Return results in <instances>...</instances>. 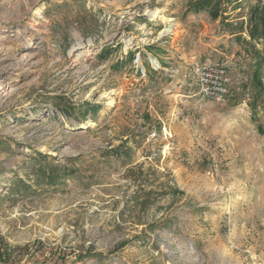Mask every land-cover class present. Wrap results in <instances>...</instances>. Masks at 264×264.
<instances>
[{
    "label": "rangeland",
    "instance_id": "374dc122",
    "mask_svg": "<svg viewBox=\"0 0 264 264\" xmlns=\"http://www.w3.org/2000/svg\"><path fill=\"white\" fill-rule=\"evenodd\" d=\"M197 1L0 0V264H264V0Z\"/></svg>",
    "mask_w": 264,
    "mask_h": 264
},
{
    "label": "built area",
    "instance_id": "2783aa9c",
    "mask_svg": "<svg viewBox=\"0 0 264 264\" xmlns=\"http://www.w3.org/2000/svg\"><path fill=\"white\" fill-rule=\"evenodd\" d=\"M200 94L218 103H225L229 93L225 68L218 64L198 66L195 70Z\"/></svg>",
    "mask_w": 264,
    "mask_h": 264
},
{
    "label": "trees",
    "instance_id": "16d2710c",
    "mask_svg": "<svg viewBox=\"0 0 264 264\" xmlns=\"http://www.w3.org/2000/svg\"><path fill=\"white\" fill-rule=\"evenodd\" d=\"M208 5V2H206V1H204V0H198L197 2H196V11H200V10H202V9H204L205 7V5ZM212 13V17L213 18H216L217 17V12H211ZM260 20V19H259ZM250 37L251 38H259V37H261V36H264V32H257V30H256V27L255 28H252L251 30H250Z\"/></svg>",
    "mask_w": 264,
    "mask_h": 264
}]
</instances>
